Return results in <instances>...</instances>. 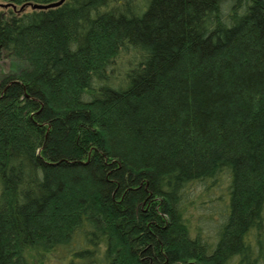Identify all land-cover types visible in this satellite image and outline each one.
Returning <instances> with one entry per match:
<instances>
[{
	"label": "trees",
	"instance_id": "trees-1",
	"mask_svg": "<svg viewBox=\"0 0 264 264\" xmlns=\"http://www.w3.org/2000/svg\"><path fill=\"white\" fill-rule=\"evenodd\" d=\"M2 60L0 264H264V0L5 6Z\"/></svg>",
	"mask_w": 264,
	"mask_h": 264
},
{
	"label": "rangeland",
	"instance_id": "rangeland-1",
	"mask_svg": "<svg viewBox=\"0 0 264 264\" xmlns=\"http://www.w3.org/2000/svg\"><path fill=\"white\" fill-rule=\"evenodd\" d=\"M5 0H0V2H3ZM4 7L0 6V11L3 9ZM24 9H29V6H26ZM2 62H5L3 64H0V72L4 71L7 69L6 65V61L2 60ZM199 186L196 187V191H199ZM192 219L195 220L198 214V210L192 209ZM201 222V221H200ZM201 224H203L204 226L206 225V222L203 221L201 222ZM62 249H56L51 255H49L48 257H46L44 264H64L66 261L64 257H61L62 254ZM61 257V258H60Z\"/></svg>",
	"mask_w": 264,
	"mask_h": 264
},
{
	"label": "water",
	"instance_id": "water-1",
	"mask_svg": "<svg viewBox=\"0 0 264 264\" xmlns=\"http://www.w3.org/2000/svg\"><path fill=\"white\" fill-rule=\"evenodd\" d=\"M62 1L63 0H54V1L46 2V3L25 2V3L20 4L18 7L13 2L7 1V2H0V6L1 7L11 6L15 10H21V9L25 8L26 6H29L31 8H46V7H51V6L58 5ZM187 264H191V262H188Z\"/></svg>",
	"mask_w": 264,
	"mask_h": 264
}]
</instances>
